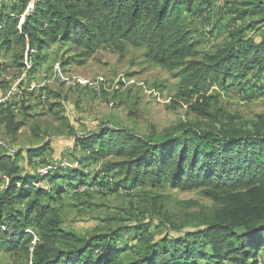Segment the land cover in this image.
I'll list each match as a JSON object with an SVG mask.
<instances>
[{
  "label": "trees",
  "instance_id": "16d2710c",
  "mask_svg": "<svg viewBox=\"0 0 264 264\" xmlns=\"http://www.w3.org/2000/svg\"><path fill=\"white\" fill-rule=\"evenodd\" d=\"M213 1L34 0L28 11L30 1L15 0L0 11V50L9 52L15 44L28 48L31 74L48 62L45 51L57 44L80 50L61 63L64 68L73 59L85 65L103 46L121 55L127 47L143 49L149 62L179 71V104L215 117L210 109L219 101L208 95L212 89L225 91L229 81L246 79L250 72L264 77V32L246 38V30L235 31L231 42L198 59L189 18L205 14ZM247 6L246 14L260 16L264 23V0ZM7 9L9 14H4ZM4 69L0 65V73ZM26 119H18L12 106L0 105V130L11 140L17 139ZM230 120L216 118L206 129L183 124L169 136L155 128L142 135L104 126L77 138L85 153L79 165L103 161L90 186L107 187L115 194L138 185H170L184 192L200 190L218 205L212 219L160 238L149 230L162 225L144 213V218L138 216L135 223L108 235L87 237L67 230L55 205L67 188L86 185L88 175L76 166L43 174L22 165L24 159L30 166L42 158L46 146L0 150V251H21L25 261L17 264H257L254 252L264 248V116L248 124ZM45 180L52 184L49 189L42 185ZM150 203L157 208V201L145 202ZM125 233L137 235L136 245L118 246ZM128 249L133 254H126Z\"/></svg>",
  "mask_w": 264,
  "mask_h": 264
},
{
  "label": "rangeland",
  "instance_id": "374dc122",
  "mask_svg": "<svg viewBox=\"0 0 264 264\" xmlns=\"http://www.w3.org/2000/svg\"><path fill=\"white\" fill-rule=\"evenodd\" d=\"M13 1L0 0V11L10 7ZM28 1L29 11L34 0ZM253 1L214 0L205 14L196 13L189 18V29L200 51L198 59L231 42L230 36L235 31L246 30V38H257L264 32L261 17L246 14L247 3ZM3 13L9 14V9ZM28 51L16 44L9 52L0 50V65L5 66L0 73V105L12 106L20 120L32 117L26 119L15 141L5 134L4 128L0 130V150L46 146L42 158H36L30 166L24 159L22 165L43 174L76 166L88 175L86 185L74 190L67 188L55 205L63 217L64 228L87 237L108 235L121 225L135 223L138 216L144 218V213L162 225L159 230H149L160 238L169 233L177 235L175 231L181 227L187 232L201 221L212 219L218 205L200 190L184 192L170 185L153 189L146 184L112 194L107 187L90 186L103 161L79 165L77 161L85 153L77 145V138L99 132L104 126H120L142 135H149L155 128L156 133L169 136L177 133L183 124L209 128L215 125L216 118L248 124L264 116V77L250 72L246 79L229 81L225 91L215 87L208 95L219 101L210 109L216 116L204 117L176 100L179 71L169 72L149 62L143 49L127 47L126 55H121L112 47L103 46L85 65L73 59L64 68L61 63L78 55L80 50L72 44H57L45 51L48 62L31 74ZM121 79L130 81L131 86L116 90V83ZM101 81L109 85L107 92L99 85ZM5 98L9 99L3 101ZM2 178L0 184H4ZM48 183L45 180L42 185L49 189L52 184ZM59 184L66 186V183ZM143 197H146L144 201ZM148 201H157V208L152 203L145 204ZM159 210L162 212L158 213ZM123 235L118 238L119 247H133L139 240L135 234ZM125 253L133 254L131 249ZM254 253L252 260L264 264V248ZM24 261L21 251L15 255L0 251V264ZM198 264L206 263L199 260Z\"/></svg>",
  "mask_w": 264,
  "mask_h": 264
},
{
  "label": "built area",
  "instance_id": "2783aa9c",
  "mask_svg": "<svg viewBox=\"0 0 264 264\" xmlns=\"http://www.w3.org/2000/svg\"><path fill=\"white\" fill-rule=\"evenodd\" d=\"M116 84H117L116 87H115L116 90H121L124 87L126 88V87L131 86V82L130 81H126V79H121ZM99 85L104 86V92H107V89H108L109 85H107L106 81H101V83Z\"/></svg>",
  "mask_w": 264,
  "mask_h": 264
},
{
  "label": "crops",
  "instance_id": "0c3cea01",
  "mask_svg": "<svg viewBox=\"0 0 264 264\" xmlns=\"http://www.w3.org/2000/svg\"><path fill=\"white\" fill-rule=\"evenodd\" d=\"M9 98H5L3 101L8 100Z\"/></svg>",
  "mask_w": 264,
  "mask_h": 264
}]
</instances>
